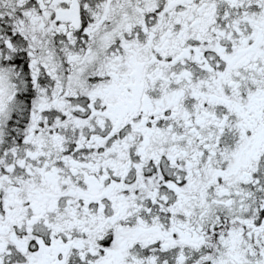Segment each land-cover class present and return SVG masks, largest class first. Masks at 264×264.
<instances>
[{"label":"snow or ice","instance_id":"obj_1","mask_svg":"<svg viewBox=\"0 0 264 264\" xmlns=\"http://www.w3.org/2000/svg\"><path fill=\"white\" fill-rule=\"evenodd\" d=\"M0 264H264V0H0Z\"/></svg>","mask_w":264,"mask_h":264}]
</instances>
